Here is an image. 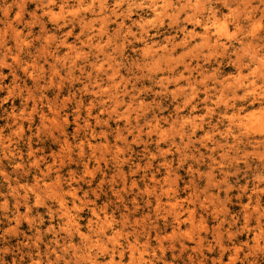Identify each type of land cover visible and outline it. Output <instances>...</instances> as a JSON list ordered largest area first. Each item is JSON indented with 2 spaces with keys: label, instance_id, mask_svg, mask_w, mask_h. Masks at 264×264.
Segmentation results:
<instances>
[{
  "label": "clouds",
  "instance_id": "1",
  "mask_svg": "<svg viewBox=\"0 0 264 264\" xmlns=\"http://www.w3.org/2000/svg\"><path fill=\"white\" fill-rule=\"evenodd\" d=\"M0 264H264V0H0Z\"/></svg>",
  "mask_w": 264,
  "mask_h": 264
}]
</instances>
